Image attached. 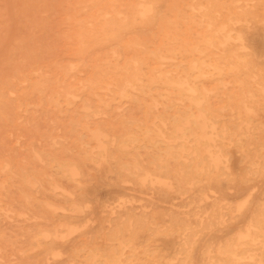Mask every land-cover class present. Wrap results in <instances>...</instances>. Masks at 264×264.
<instances>
[{
    "label": "rangeland",
    "instance_id": "rangeland-1",
    "mask_svg": "<svg viewBox=\"0 0 264 264\" xmlns=\"http://www.w3.org/2000/svg\"><path fill=\"white\" fill-rule=\"evenodd\" d=\"M225 1L232 9L252 3ZM258 7L264 11V0ZM55 12L54 0L31 4L0 0V77L44 50L63 55L53 23ZM258 19L263 21L255 22L260 38L254 45L261 55L251 54V71L210 70L200 83L220 122H248L253 138L264 140V131L258 130L264 127V13ZM244 23H234L230 34L237 28L242 32L239 25ZM14 39L17 45L12 44ZM9 47L13 52L7 61L4 53ZM244 106L250 110H239ZM72 110L19 108L11 122L0 123V264H264V243L251 242L246 233L254 211L264 206L263 145H247L240 136L244 146L228 143L226 160L218 170L208 176L191 175L190 183H182L176 173L184 167L169 140L173 112L158 107L151 117H160L150 124L162 131L158 149L143 134V142L131 145L142 165L141 184L140 178L121 175L117 162L108 156L78 161L82 153L74 136L80 129L69 118L84 115L80 109ZM122 111L139 114L137 109ZM115 112L89 115L115 122L111 117ZM100 130L110 140L119 127L109 122ZM131 133L140 137L139 131ZM51 139L71 151L59 153L56 148L58 155L78 165L73 178L61 175L54 162L37 159L35 154L47 150ZM83 143L87 148L97 145L94 140ZM6 159L11 169L4 167ZM225 164L229 168H223ZM22 167L35 176L25 178ZM146 173L149 176L143 179Z\"/></svg>",
    "mask_w": 264,
    "mask_h": 264
},
{
    "label": "bare ground",
    "instance_id": "bare-ground-1",
    "mask_svg": "<svg viewBox=\"0 0 264 264\" xmlns=\"http://www.w3.org/2000/svg\"><path fill=\"white\" fill-rule=\"evenodd\" d=\"M22 1L31 4L41 0ZM261 3L252 0L248 8L232 9L225 0H54L53 23L63 55L44 50L0 77V123L11 122L14 109L19 108L80 109L84 116L69 118L80 129L74 136L82 153L78 161L108 156L117 162L121 175L140 178L142 184V165L131 145L143 142V134L157 150L162 131L157 126L153 130L150 124L156 123L160 114L151 117V113L158 107L172 110L169 140L185 169L179 167L177 178L190 183L191 175L208 176L226 160L228 143L244 146L240 136L247 145L264 146L261 137L253 138L250 123L220 122L208 100V90L200 83L210 70L217 74L251 71V54L261 55L254 45L260 38L255 22L263 21L258 19L264 13L258 7ZM241 20L245 22L239 25L242 32L237 28L230 34L233 24ZM17 43V39L12 41ZM246 47L250 50H243ZM12 52L9 47L4 53L7 61ZM125 109H137L139 114L126 115L122 113ZM239 110L250 109L244 106ZM112 111H116L111 116L115 122L89 115H110ZM109 122L119 127L110 140L100 130ZM129 127L132 130L128 132ZM133 130L139 131L140 137L131 133ZM258 130L263 132L264 127ZM92 140L97 145H89ZM57 147L59 153H71L51 139V146L35 155L54 162L61 175L73 178L79 173L78 165L70 157L58 155ZM3 164L11 169L8 159ZM22 169L25 178L35 176ZM146 174L143 179L149 176ZM49 184L57 186L53 181ZM246 233L248 240L263 246L264 239H256L264 238V206L254 211Z\"/></svg>",
    "mask_w": 264,
    "mask_h": 264
}]
</instances>
